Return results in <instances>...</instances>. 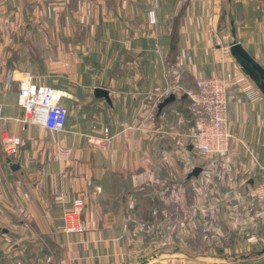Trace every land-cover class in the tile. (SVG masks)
Returning a JSON list of instances; mask_svg holds the SVG:
<instances>
[{"label": "crops", "instance_id": "crops-1", "mask_svg": "<svg viewBox=\"0 0 264 264\" xmlns=\"http://www.w3.org/2000/svg\"><path fill=\"white\" fill-rule=\"evenodd\" d=\"M233 39L264 67V0H0V264H195L164 235H264V202L247 196L264 180L263 96L229 83L232 138L207 157L186 136L196 116L184 94L152 115L144 98L166 83L238 78ZM26 73L60 91L62 132L23 123ZM104 129L105 151L90 141ZM5 136L21 139L14 154ZM77 198L85 230L67 235L62 215ZM169 202L185 223L167 220Z\"/></svg>", "mask_w": 264, "mask_h": 264}, {"label": "built area", "instance_id": "built-area-1", "mask_svg": "<svg viewBox=\"0 0 264 264\" xmlns=\"http://www.w3.org/2000/svg\"><path fill=\"white\" fill-rule=\"evenodd\" d=\"M149 25H155L153 17H149ZM153 50L159 53L161 48L154 45ZM25 77L18 90V105L23 113V123L62 132L66 126L68 111L61 103L60 91L48 85L34 86L28 73ZM233 80L243 85L242 90L247 97L254 99L260 96V92L244 74L238 78H234L231 73L197 78L191 85L186 86L166 83L145 92L144 98L149 103V115L154 113L157 105L166 97L184 94L188 99V108L196 116L194 126L186 135L190 144L201 156L224 155L232 138L227 126L226 91ZM104 132L103 136L91 137L90 141L105 151L111 146L113 137L107 134L108 129H104ZM2 139L9 154H14L21 143L17 136H5ZM247 196L251 201L264 202V180L254 184ZM83 206L82 199L77 198L73 200L71 207L63 212L62 229L65 234L72 235L85 230V224L80 217Z\"/></svg>", "mask_w": 264, "mask_h": 264}, {"label": "rangeland", "instance_id": "rangeland-1", "mask_svg": "<svg viewBox=\"0 0 264 264\" xmlns=\"http://www.w3.org/2000/svg\"><path fill=\"white\" fill-rule=\"evenodd\" d=\"M228 32V29H226ZM226 74V73H225ZM174 204L177 207V203L169 202L166 204V212L168 215V221L172 222L176 216H182V223L188 220L183 218L187 216L182 210L179 212L174 209ZM175 212V213H174ZM187 212V211H186ZM186 227V226H185ZM204 228V227H203ZM203 228L199 227L198 233L189 234L187 232H181L179 234L166 233L164 235V241H176L185 245V249H181L182 252L189 254H195L198 257V262L195 264H210L213 260L215 264H254L260 261L264 262V255L257 257L256 259H250L249 262H230L221 261V258L229 257L236 258L241 255L251 254L264 248V235L256 236L248 233L244 234H217V233H205ZM186 229V228H185ZM171 251V248H163L156 253L166 254ZM182 264H194L191 262L181 261Z\"/></svg>", "mask_w": 264, "mask_h": 264}, {"label": "water", "instance_id": "water-1", "mask_svg": "<svg viewBox=\"0 0 264 264\" xmlns=\"http://www.w3.org/2000/svg\"><path fill=\"white\" fill-rule=\"evenodd\" d=\"M234 35V34H233ZM229 52L234 59L235 63L239 66L241 72L253 83V85L257 88L260 94L264 98V67L260 65L242 46V44L233 39V41L228 46ZM107 90L103 88H95L93 90V96L97 98H107ZM175 99L174 95H170L163 99L158 105V112H160L165 106L169 103L173 102ZM201 167H195L188 173L187 178L190 177H197L198 174L201 172ZM264 255V248L258 250L251 254L241 255L234 259L225 257L221 258V261H230V262H237L247 259H256L257 257ZM191 259H195V256H191Z\"/></svg>", "mask_w": 264, "mask_h": 264}]
</instances>
